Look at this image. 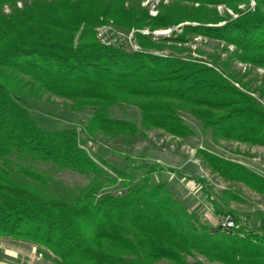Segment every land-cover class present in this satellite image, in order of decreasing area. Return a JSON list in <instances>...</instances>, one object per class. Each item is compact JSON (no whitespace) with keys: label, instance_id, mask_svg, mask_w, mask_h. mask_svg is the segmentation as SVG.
Listing matches in <instances>:
<instances>
[{"label":"trees","instance_id":"16d2710c","mask_svg":"<svg viewBox=\"0 0 264 264\" xmlns=\"http://www.w3.org/2000/svg\"><path fill=\"white\" fill-rule=\"evenodd\" d=\"M217 3L236 15L217 14ZM189 18L199 23L184 31L233 43L236 57L264 66V0H169L153 16L139 0H31L0 11V234L35 243L57 264H203L187 261L192 250L222 264H264L263 231L239 225L229 234L202 222L164 180H151L161 167L155 161L135 164L123 156L129 172L89 147L99 134L128 144L149 127L184 137L191 128L181 111L209 129L212 140L264 144V92L257 97L234 86V74L221 69L228 62L208 56L213 67L175 45L155 54L147 48L159 43L140 33L138 50L124 49L94 31L106 19L128 29ZM219 18L220 25L205 24ZM241 76L245 88L251 79ZM44 92L86 111L85 120L38 125L23 100ZM135 112L137 120L130 118ZM221 161L236 172L214 165L216 171L264 196L260 173ZM37 162L88 179L68 198L47 194L41 186L48 174Z\"/></svg>","mask_w":264,"mask_h":264},{"label":"rangeland","instance_id":"374dc122","mask_svg":"<svg viewBox=\"0 0 264 264\" xmlns=\"http://www.w3.org/2000/svg\"><path fill=\"white\" fill-rule=\"evenodd\" d=\"M30 1H4L0 3V11L8 13L12 8H20L24 2L30 3ZM168 1L139 0V4L148 15L153 16L157 13L158 5ZM194 5L195 3L192 6ZM249 5H252V1H249ZM238 6L242 4L239 3ZM214 8L221 16L225 13H229L231 17L236 15L231 8L222 3L214 4ZM208 12L209 10H204L205 14ZM224 21L225 19L219 18L215 22L205 24L220 25ZM198 23L189 18L165 26L151 28L148 25H142L125 29L117 27L111 19H106L96 24L94 31L95 35L96 31L101 32V38L96 35L101 42L121 45L124 49L138 50L139 45L135 36L136 33H140L159 43L160 48H147L149 49L147 51L155 54L168 52L171 45L180 46L185 50L178 53H190L194 57L205 60L204 63L210 66L214 63L209 60L211 58L208 56H218L217 59L220 61L228 62L227 68L221 67V69L230 75L234 74L235 78H229L234 86L250 95L260 96L258 89L264 92V66L236 57L233 43L217 37L184 31V25ZM176 35L183 37V40L174 39ZM239 76L242 77L241 81L251 79L245 88L238 81ZM263 97L264 93L261 99ZM23 102L35 122L44 128H55L68 124L79 125L87 115L86 111L72 110L68 99L46 92L38 99L26 97ZM181 116L191 128V133L184 137L172 135L160 128L149 127L145 128L144 136L135 135L128 144H122L117 138L99 134L97 135L99 145L95 141H90L89 147L97 153H102V157L107 161H112L113 164L129 172L133 169L128 161L124 163L126 159L123 156L130 157L132 159L130 163L135 164L155 161L161 167L151 172V180H164L170 194L179 198L187 209L193 210L202 222L210 225L218 224L219 230H222L219 220L222 215L231 214L227 211L231 209L237 219L244 217L240 226L264 232V196L242 181L226 178L222 172L214 169L216 165L225 172H236L234 167H222L221 159H223L229 160L230 163L243 165L264 177V144H249L222 138L212 140L209 129H203L197 118L184 111H181ZM130 118L137 120V112L133 113ZM103 148L106 149L105 152H102ZM205 153L213 154L217 162L212 158L209 160L204 155ZM35 165L39 169L46 170L48 174L46 183L41 186L47 194L68 198L88 179L84 174L67 168L50 169L43 162H37ZM257 211L261 213L258 214ZM238 227L223 230V232L234 234L236 233L234 229ZM185 258L189 263L200 260L203 264H222L196 250L185 255ZM0 264L57 263L43 255L42 250L35 243L0 234Z\"/></svg>","mask_w":264,"mask_h":264},{"label":"built area","instance_id":"2783aa9c","mask_svg":"<svg viewBox=\"0 0 264 264\" xmlns=\"http://www.w3.org/2000/svg\"><path fill=\"white\" fill-rule=\"evenodd\" d=\"M96 35L97 37L101 38V32L99 30L96 31ZM243 219L244 217L237 219L235 215L228 213V214L221 216L219 223H220V226L223 228L222 230L227 231L231 228L238 227Z\"/></svg>","mask_w":264,"mask_h":264}]
</instances>
